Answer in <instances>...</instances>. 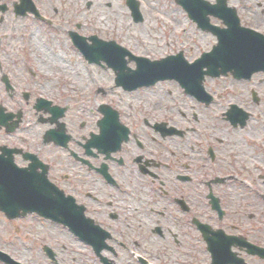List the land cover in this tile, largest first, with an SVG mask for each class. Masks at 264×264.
<instances>
[{
    "label": "flooded vegetation",
    "instance_id": "flooded-vegetation-1",
    "mask_svg": "<svg viewBox=\"0 0 264 264\" xmlns=\"http://www.w3.org/2000/svg\"><path fill=\"white\" fill-rule=\"evenodd\" d=\"M0 250L264 264V0H0Z\"/></svg>",
    "mask_w": 264,
    "mask_h": 264
},
{
    "label": "rangeland",
    "instance_id": "rangeland-1",
    "mask_svg": "<svg viewBox=\"0 0 264 264\" xmlns=\"http://www.w3.org/2000/svg\"><path fill=\"white\" fill-rule=\"evenodd\" d=\"M102 11L104 12V16H101V17H106L108 20H111V19H113V15L110 13V11L108 10V9H106V8H102ZM88 13V16H89V11H87ZM106 13H108V14H106ZM118 18H121V16H119V15H116ZM100 17V18H101ZM115 20H120V19H115ZM60 46H62L63 47V45H60ZM0 264H2V263H0Z\"/></svg>",
    "mask_w": 264,
    "mask_h": 264
},
{
    "label": "water",
    "instance_id": "water-1",
    "mask_svg": "<svg viewBox=\"0 0 264 264\" xmlns=\"http://www.w3.org/2000/svg\"><path fill=\"white\" fill-rule=\"evenodd\" d=\"M205 58H206V56H205ZM151 73L155 74V75L170 74V72H168V71H161V70H152Z\"/></svg>",
    "mask_w": 264,
    "mask_h": 264
}]
</instances>
